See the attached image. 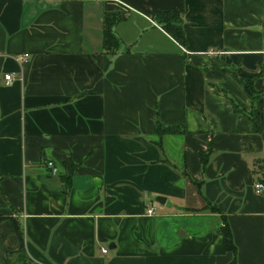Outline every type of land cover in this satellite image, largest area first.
Listing matches in <instances>:
<instances>
[{
    "label": "crops",
    "instance_id": "crops-1",
    "mask_svg": "<svg viewBox=\"0 0 264 264\" xmlns=\"http://www.w3.org/2000/svg\"><path fill=\"white\" fill-rule=\"evenodd\" d=\"M263 48L264 0H0V264H264Z\"/></svg>",
    "mask_w": 264,
    "mask_h": 264
},
{
    "label": "trees",
    "instance_id": "trees-1",
    "mask_svg": "<svg viewBox=\"0 0 264 264\" xmlns=\"http://www.w3.org/2000/svg\"><path fill=\"white\" fill-rule=\"evenodd\" d=\"M119 18H121V16L117 15V17H115L113 15V17H109L108 15H106L103 19L102 47L107 51H111V50L115 49L117 46L118 41H117L116 37L111 32V24L114 21L118 20ZM155 18L158 22H160L162 24L163 28L176 41H178L181 44H185L186 40H185V36H184V33L182 31V28H181V21H180V18H179V15L177 12H156ZM244 84H245V87H246L248 94H250L252 96V99H257L260 96L259 93H256L253 90L249 80H245ZM237 109L238 108L233 104V110L236 111ZM257 115H258L257 109H254V112L249 114V116L252 118L251 120L256 125L257 130H259L260 129V123H259V119H258ZM181 131H183V129L180 127H163L159 121H156L155 134L158 136V140L155 141L156 145L158 146V148L160 150H162V145H161L162 135L166 134V133H172V134L173 133H180ZM211 152H212L211 146L209 145L206 150H204L200 153V163H201L202 168L205 167V165L207 164ZM162 161H164L165 163H167L169 165H173L166 158H163ZM183 173L186 174L184 171H183ZM222 231L224 233L226 247L228 250H230L232 252V255H233L232 261L229 264H236V247L233 243L231 232L227 226H225L222 229ZM16 256L19 257V259L17 260L18 262H16V260L14 258L15 255L10 254V260L14 264L19 263V260L20 261H24V259L26 260V256L22 252L18 253Z\"/></svg>",
    "mask_w": 264,
    "mask_h": 264
},
{
    "label": "built area",
    "instance_id": "built-area-1",
    "mask_svg": "<svg viewBox=\"0 0 264 264\" xmlns=\"http://www.w3.org/2000/svg\"><path fill=\"white\" fill-rule=\"evenodd\" d=\"M263 52H264V48H263ZM25 56V55H24ZM5 78V82L9 83L12 78L13 75L11 73H7L4 75ZM46 167L48 168V170L50 171V173L52 174H56L57 173V167L55 166V164L53 163V161H47L46 162ZM253 188L255 189L256 192H264V171L262 173V176L260 179H257L256 181H254L253 183ZM153 211V206H148L146 208V214H152ZM102 252H106V249H102Z\"/></svg>",
    "mask_w": 264,
    "mask_h": 264
},
{
    "label": "water",
    "instance_id": "water-1",
    "mask_svg": "<svg viewBox=\"0 0 264 264\" xmlns=\"http://www.w3.org/2000/svg\"><path fill=\"white\" fill-rule=\"evenodd\" d=\"M155 200L158 201V202H160V203H163L164 202V198L163 197H160V196L155 197Z\"/></svg>",
    "mask_w": 264,
    "mask_h": 264
}]
</instances>
